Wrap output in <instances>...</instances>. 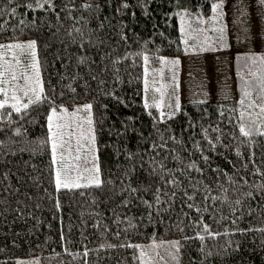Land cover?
Segmentation results:
<instances>
[{"label": "trees", "instance_id": "1", "mask_svg": "<svg viewBox=\"0 0 264 264\" xmlns=\"http://www.w3.org/2000/svg\"><path fill=\"white\" fill-rule=\"evenodd\" d=\"M240 2L252 1L0 0V43L35 40L47 97L0 109V264H141L126 245L151 253L153 242L166 248L158 264H264V137L249 143L238 131L240 112L264 124L262 86L180 101L174 82L160 107L145 99L152 69L186 55L180 11ZM83 101L103 185L58 191L48 117Z\"/></svg>", "mask_w": 264, "mask_h": 264}, {"label": "rangeland", "instance_id": "2", "mask_svg": "<svg viewBox=\"0 0 264 264\" xmlns=\"http://www.w3.org/2000/svg\"><path fill=\"white\" fill-rule=\"evenodd\" d=\"M84 1L94 2L97 0ZM250 1L252 2H249L248 5L241 4V2L239 4L217 3L222 4V7L213 10L208 16L191 15L187 10L180 11V28L184 41H187L185 43L186 55L166 57L159 69L153 68L152 70L155 72L147 75L145 99L148 103L161 106L167 86L169 88L174 82L179 87L178 99L180 101L206 100L214 97L218 91L229 90L231 95H237L239 85L246 88L254 84L262 86L264 84V60L260 58L264 57V14L262 16L257 14L259 11L262 12L259 2L254 8V0ZM221 28H223V33L220 32ZM221 36H223V40H221ZM30 41L35 40L32 38L17 39L1 42L0 45H26ZM13 55L18 57V63L13 61ZM36 61L38 62L37 52ZM172 61L179 63L174 65ZM32 63L30 50H25L22 53L20 49L0 47V72H5L3 78L6 81L4 87L9 89L24 87L28 83L22 78V74L25 72L28 76L33 77L31 83L34 85L35 72L31 68ZM236 70L239 72L236 73ZM13 72L18 78L16 81H11ZM17 94L21 95L24 102H27V98L23 97L21 93L17 92ZM9 96H11V91H9ZM9 103L12 104L15 101L9 99ZM88 104L91 105L89 101H83L72 107L56 106L58 116H65L63 109H67L68 112L64 120H57L56 117H53L52 121L53 125L57 123L71 125V129L65 128L63 131L66 138L70 132L74 133L71 139L73 148L76 146L77 139L80 140L82 147L78 155L81 159L78 162H73L79 164L86 178L90 173L84 172V168H91L93 164L99 167L96 139L94 151L91 150L92 145L88 139L90 135L95 137L94 118L92 108L90 111L75 112V110L83 109V106ZM89 118L92 121L91 125L87 123ZM53 131H55V127H53ZM75 155L77 153L73 151V156ZM93 156L95 160L92 159ZM55 166L57 168L59 165L55 164ZM75 174L73 172V175ZM81 183H87V179L82 180ZM153 245L155 247H152L153 252L151 253L148 252V246L144 248V251L149 254L146 259L148 264H154L153 262L158 264L161 254L159 251L165 248L156 242L151 243V246ZM168 248L170 256L176 258L178 249L173 248L172 245ZM19 264H40V259L38 256L22 257Z\"/></svg>", "mask_w": 264, "mask_h": 264}, {"label": "snow or ice", "instance_id": "3", "mask_svg": "<svg viewBox=\"0 0 264 264\" xmlns=\"http://www.w3.org/2000/svg\"><path fill=\"white\" fill-rule=\"evenodd\" d=\"M47 2V0H45ZM261 3L264 4V0H261ZM43 4H40V7H43ZM86 7H90L86 5ZM222 7V4H216L213 5V10L219 9ZM15 11V9H13ZM79 32L80 30L77 29ZM220 32L223 33V28L220 29ZM221 40H223V36H221ZM187 43V41H185ZM0 47H7L9 49L16 48L20 49L23 53L25 50H30V56L32 57L33 63L31 64V68L35 72V84L33 85L31 81L33 80V77H30L27 75V73L22 74V78L28 82L24 85V87L20 88H7L4 87L6 81L4 80L5 72H0V109H4L6 106L11 107L14 109L17 113L21 112L22 110H26L30 105L33 104H39L47 99V97L44 95V88L42 85V82L40 80L39 76V68H38V62L36 61V42L30 41L26 45L25 44H15V45H0ZM145 61H147L148 57H144ZM260 59L264 60V57H261ZM13 61L19 62V59L17 56L13 55ZM6 63H8L6 61ZM172 63L178 64V61H172ZM7 71V70H6ZM18 78L16 74L13 72L11 73V81H16ZM10 83V82H8ZM9 91H11V96H9ZM159 91V89H157ZM17 92L21 93L23 97L27 98V102H24L21 99V95H18ZM245 96H249L250 93L245 92ZM261 101L262 104L260 107V113H264V85H262V91H261ZM9 99L12 101H15V103H12L9 105ZM240 104H244V100L242 99L240 101ZM157 107H160V105H156ZM253 104L250 103L249 107H252ZM92 105L88 104L83 106V109L77 108L75 112H79L81 110L84 111H90ZM175 107L178 109L180 106L177 103ZM63 112L65 113V116L67 115L68 110L63 109ZM75 112L73 113V116L75 115ZM164 113H161V116L163 117ZM65 116H58L56 107H52L51 109V115L48 117L49 120V131L51 133V152H52V163L58 164L59 166L55 169V175H54V183L56 189L59 191L60 189H76L81 187H96L100 188L103 185V181L100 178L99 175V167L95 164L91 168H84V172H89L90 175L86 178L83 175V172L81 171L79 164L74 163L73 161H80L81 157L78 155V153L81 151L82 145L80 144V140L77 139L76 146L73 148L71 144L72 135L74 133H69L66 135L63 131L65 128L71 129V125L68 123H57L55 125L52 124L53 117H56L57 120H64ZM240 124L238 125V131L239 134L246 138V140L249 143H254L252 140V137L254 136H260L264 137V124H260L257 122L256 119L252 118V114L249 113L247 119L245 118V113L240 112L239 114ZM87 123L91 125L92 121L89 118L87 120ZM53 127H55V131H53ZM77 128H79V125H77ZM17 135H20L19 130L16 132ZM81 135L83 133L81 132ZM89 143L92 145L91 150L94 151V144H95V137L90 135L89 136ZM243 142V141H242ZM73 151L77 153V155L73 156ZM59 153V156H58ZM93 160H95V157H92ZM204 159H207V157H204ZM189 168H195V164L191 163L188 165ZM73 172L76 174L73 175ZM87 179V183L82 184L81 181ZM172 183H176V181H172ZM136 189L132 188L130 189L131 193H134ZM248 195H251L249 193ZM189 200L193 199L192 196L187 197ZM159 195L156 196L157 202H159ZM213 199H220V197H213ZM239 203V201H237ZM151 207V205H149ZM188 207L191 208L193 205L188 204ZM201 227L204 229V232L207 233V235L211 238H215L216 236L220 235L219 233H213L209 229L208 225L202 224ZM201 241L205 240L204 235H200L198 237ZM127 247H133L136 249H139V255L136 257L138 260L141 261V264H148V260H146V257H149V254L144 251L143 247L140 245H126ZM111 247V245H109ZM155 247L154 245L152 246ZM173 248L179 247V242H173L172 244ZM156 255H159V253H156ZM175 259V256L172 257ZM150 259V258H149ZM163 257H161V260Z\"/></svg>", "mask_w": 264, "mask_h": 264}]
</instances>
